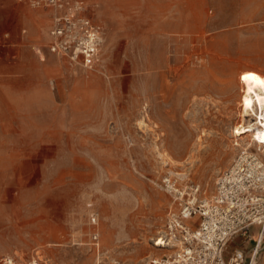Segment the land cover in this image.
I'll use <instances>...</instances> for the list:
<instances>
[{"label":"rangeland","instance_id":"obj_1","mask_svg":"<svg viewBox=\"0 0 264 264\" xmlns=\"http://www.w3.org/2000/svg\"><path fill=\"white\" fill-rule=\"evenodd\" d=\"M85 1L104 30L92 70L49 51L50 9L0 0V264H145L178 207L165 180L211 199L252 144L235 134L264 0ZM260 233L226 260L264 264Z\"/></svg>","mask_w":264,"mask_h":264},{"label":"built area","instance_id":"obj_2","mask_svg":"<svg viewBox=\"0 0 264 264\" xmlns=\"http://www.w3.org/2000/svg\"><path fill=\"white\" fill-rule=\"evenodd\" d=\"M28 1L37 9L52 10V54L90 70L97 66L104 30L89 14L85 0ZM254 144L219 178L211 199H201L199 187L183 193L171 177L165 180L178 207L169 212L166 230L153 241L164 253L147 257L145 264H245L243 252L227 261L226 251L235 237L257 224L264 227V147Z\"/></svg>","mask_w":264,"mask_h":264},{"label":"bare ground","instance_id":"obj_3","mask_svg":"<svg viewBox=\"0 0 264 264\" xmlns=\"http://www.w3.org/2000/svg\"><path fill=\"white\" fill-rule=\"evenodd\" d=\"M241 82L243 87L241 102L245 106L247 120L245 127L237 129L235 138L249 137L252 144L247 148L252 147L254 143H260L264 147V74L249 70L244 74ZM255 226L261 227L263 235H259V241H262L264 239V227L258 224ZM255 251L257 255L258 249ZM255 258H253L252 264H256Z\"/></svg>","mask_w":264,"mask_h":264},{"label":"crops","instance_id":"obj_4","mask_svg":"<svg viewBox=\"0 0 264 264\" xmlns=\"http://www.w3.org/2000/svg\"><path fill=\"white\" fill-rule=\"evenodd\" d=\"M8 3L9 2H11V3H13L14 2V0H6ZM0 6H1V3H0ZM20 9L22 10V9H24L25 11H27V9H25L23 6L21 7L20 6ZM48 11H51V14H52V10H48ZM48 11H44V12H48ZM30 13L32 14V16L34 17V19H35V21L37 22V25H38V28H37V30H38V37H40L39 36V31H40V25H39V23H40V20H39V18L37 17V12H35V11H30ZM38 13H39V11H38ZM48 14H49V12L47 13V15H46V17L48 18ZM52 18V17H51ZM49 19V18H48ZM52 20V19H51ZM41 38V37H40ZM261 235H263V233H262V230H261V233H260ZM259 234V235H260ZM255 260H256V258H255Z\"/></svg>","mask_w":264,"mask_h":264}]
</instances>
